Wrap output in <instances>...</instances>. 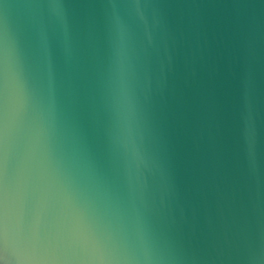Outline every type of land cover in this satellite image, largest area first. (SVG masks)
I'll use <instances>...</instances> for the list:
<instances>
[{"label": "water", "instance_id": "obj_1", "mask_svg": "<svg viewBox=\"0 0 264 264\" xmlns=\"http://www.w3.org/2000/svg\"><path fill=\"white\" fill-rule=\"evenodd\" d=\"M0 264H264V0H0Z\"/></svg>", "mask_w": 264, "mask_h": 264}]
</instances>
